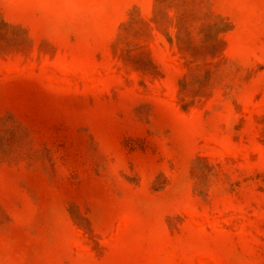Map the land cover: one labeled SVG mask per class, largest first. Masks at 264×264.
I'll use <instances>...</instances> for the list:
<instances>
[{"label": "rangeland", "instance_id": "rangeland-1", "mask_svg": "<svg viewBox=\"0 0 264 264\" xmlns=\"http://www.w3.org/2000/svg\"><path fill=\"white\" fill-rule=\"evenodd\" d=\"M0 264H264V0H0Z\"/></svg>", "mask_w": 264, "mask_h": 264}]
</instances>
